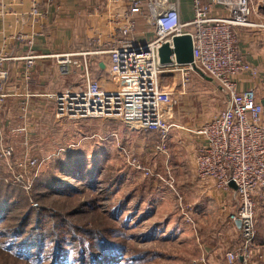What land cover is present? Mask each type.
<instances>
[{"label":"rangeland","instance_id":"1","mask_svg":"<svg viewBox=\"0 0 264 264\" xmlns=\"http://www.w3.org/2000/svg\"><path fill=\"white\" fill-rule=\"evenodd\" d=\"M159 81L174 94L168 109L178 131L198 129L227 104L218 84L196 72H190L183 83L169 74H162ZM55 130L50 128L40 141L19 140L17 133L6 145L2 129L0 176L9 173L13 189L3 193L18 203L9 205L0 198L5 200L3 212L13 209L0 219V223L7 222L0 229V241L5 242L0 244V264H48L46 258L52 257L55 243L48 237L55 231L69 245H64L62 264H76L83 252H99V240L108 256L114 251L118 254L116 264H264V189L258 188L245 204L235 193L205 192L192 172L189 177L183 171L174 175L169 156L175 151L168 152L166 145L165 153H157L156 144H150L152 134L120 121H71ZM7 149L10 155L4 157ZM141 168L155 177L143 175ZM61 185L66 187L54 193ZM68 187L74 191L68 193ZM30 206L44 207L43 215ZM243 208L248 233L242 223L238 226L232 221ZM18 217L21 225L30 218L27 229L20 237L12 231L5 234ZM37 219L42 241H35L32 234ZM62 228L83 239L65 235ZM116 246L121 249L115 250ZM19 251L26 253L25 262L14 256Z\"/></svg>","mask_w":264,"mask_h":264},{"label":"built area","instance_id":"2","mask_svg":"<svg viewBox=\"0 0 264 264\" xmlns=\"http://www.w3.org/2000/svg\"><path fill=\"white\" fill-rule=\"evenodd\" d=\"M108 1H123L126 7L125 23L98 52L106 57L113 88L104 90L97 81L89 79L80 90L56 94L55 118L75 122L89 119L120 121L131 129L155 134L158 137L156 152L165 153V139L174 127L168 109L174 94L172 90L162 88L160 77L162 74L177 75L183 83L196 67L218 84L228 100L223 109L192 131L196 138L195 177L210 180L217 191H232L245 204L258 188L264 189L263 106L253 88L238 89L241 75L256 78L258 70L241 57L235 33L237 27L256 26L249 20L256 11L254 0H191L193 15L186 22L180 19L181 0ZM139 20L153 34L147 42L135 44L129 37ZM184 35L192 40V65L177 64L173 55L171 63L160 65L158 49L165 43L171 47L174 37ZM77 56L66 54L56 58L61 76L82 68ZM3 61L4 57H1L0 104L9 92L12 95L18 93L4 89ZM27 64L30 66L32 61L29 59ZM21 145L26 143L21 142ZM9 152L7 149L3 156H9ZM141 170L143 175L155 177L150 170ZM169 180V187L173 189L171 176ZM175 195L178 196L176 192ZM246 213L243 208L240 219L233 217L232 221L242 223L248 233Z\"/></svg>","mask_w":264,"mask_h":264},{"label":"crops","instance_id":"3","mask_svg":"<svg viewBox=\"0 0 264 264\" xmlns=\"http://www.w3.org/2000/svg\"><path fill=\"white\" fill-rule=\"evenodd\" d=\"M262 1L254 0L253 8L257 12L249 16L250 22L256 26L237 27L235 33L241 57L258 70L256 78L241 75L238 89H254L263 106L264 121V27L257 26L264 25ZM125 13L123 1L0 0V58L4 57L1 70L6 74L4 89L21 94L12 95L9 92L0 104V124L6 145L14 134L20 133L19 140L40 141L50 128L55 127L57 131L64 124L71 123L55 118L56 94L66 90H80L89 79L97 81L104 90L113 88L105 64L106 57L98 52L123 26ZM179 14L183 22L192 18L191 0H181ZM143 24L139 20L136 29L130 34L129 38L135 44L147 42L153 34ZM66 54H77L76 60L82 68L74 69L68 76H61L56 58ZM29 59L32 61L30 66L27 64ZM161 86L166 89L168 85ZM149 134L154 138L151 146L158 144V137ZM195 139L188 130L171 128L165 144L168 152H176L169 156V161L170 157L173 159L169 166L174 175L183 171L188 177L190 172L195 177ZM200 185L210 194L216 191L210 180H201ZM221 193L226 196L234 194L232 191Z\"/></svg>","mask_w":264,"mask_h":264},{"label":"trees","instance_id":"4","mask_svg":"<svg viewBox=\"0 0 264 264\" xmlns=\"http://www.w3.org/2000/svg\"><path fill=\"white\" fill-rule=\"evenodd\" d=\"M80 181V180H79ZM11 183H12V180H11V177H10V175H9V173H3V174H1V176H0V189H4V190H2L1 192H0V198L3 196V198L4 199H6V200H8L7 201V203L9 204V205H12V204H14V206L18 203V200H13V199H10L8 196H5L4 195V193L3 192H5V191H9L10 190V186H9V184L11 185ZM1 186H7V187H9V188H6V187H1ZM12 186V185H11ZM63 187H66L65 185H61V186H58L56 189H54L53 190V192L54 193H57V192H59L60 190H63ZM68 189H70L69 191H67L68 193H71L72 191H74V189L72 188V187H68ZM13 190V189H12ZM12 190H10V192H8V193H11V191ZM25 194V193H24ZM26 195V194H25ZM39 196L41 195V194H38ZM0 202H2V203H0V219L2 218V216L4 215V213H8V211H12L13 209H6L4 212L2 211L3 210V207L4 206H2L3 205V203L5 202V200H2V201H0ZM30 209H37V208H33V206L31 207L30 206ZM37 210H39L38 212L40 213V215H43V212H44V210H45V208L44 207H40L39 209H37ZM2 211V212H1ZM38 214V213H37ZM73 216L75 215H77V214H74V212H73V214H72ZM14 215H12V217H13ZM26 216H28V214H26ZM25 216V217H26ZM28 219H26L25 220V224H23L22 223V225H21V223H19L20 222V220H18L19 219V217L16 219L17 221H16V223L13 225L14 227H6L5 228V234H7L9 231H12L13 233H14V235L15 236H18L19 235V237H20V233L22 232V231H24L25 229H27V224H29L28 223V221H30V218L29 217H27ZM3 219V218H2ZM9 220V219H8ZM15 220V219H14ZM2 221V220H1ZM37 221V227L36 228H34V230H33V232H32V234H34V236H33V238L34 239H36L35 241H42V240H40V231H41V228H40V226H41V221H39L38 219L36 220ZM35 221V222H36ZM60 221H61V219H60ZM63 221H66V219H64ZM40 222V223H39ZM27 223V224H26ZM64 223V222H63ZM1 225H0V229H2V228H4L5 226H7V222L5 221V222H1L0 223ZM62 224V223H61ZM40 225V226H39ZM63 225V224H62ZM61 225V226H62ZM30 227V226H29ZM68 228L69 229H71L72 227H71V225L70 224H68ZM63 229V228H62ZM61 229V231H64V233H65V235L67 234V235H70V236H72V235H74V236H76V233H74V232H69L67 229H63L62 230ZM30 233L31 232H28L27 233V236H26V238L27 237H30L29 235H30ZM45 232H43L42 234H44ZM83 234L84 235H88V234H91V233H88V232H84L83 231ZM52 235V236H51ZM76 237H80V238H82L83 239V237H81V236H76ZM72 239H74V238H72ZM102 239V238H101ZM48 240H50V242H54L55 241V243H54V245H52V247H53V253L51 254L50 253V255L52 256L51 258H46L47 260H49L47 263L48 264H62V261L65 259V253H66V247H69V245H65V240H62V237H60V236H58V232H53V233H50V235H49V237H48ZM79 240H81V239H79ZM77 241V240H76ZM100 243H103L101 240H99V241H97V244H98V246H100V248H99V252H97V253H86L85 254V252H83L82 254H79L78 255V257H76L77 259V261H76V264H116V261H118L119 260V258H118V254L114 251V253L113 254H111V255H107V253H106V250H105V248H103V250L101 249V245H99ZM0 244H5V242H2V241H0ZM66 247H65V246ZM43 246V244L40 246V247H42ZM102 246H105V247H108V248H110L109 246H107V245H102ZM6 247H7V245H6ZM6 247H5V249H6ZM65 247V248H64ZM118 246H116V247H114L115 248V250H120L121 248L120 247H118ZM23 248V246H21L20 247V249H22ZM39 248V247H38ZM7 249H9L8 247H7ZM23 249H25V250H28L27 248H23ZM10 250V249H9ZM112 252V251H111ZM30 253H32L33 254V252H30ZM14 254V253H13ZM84 254L86 255V258H84L85 256H84ZM82 255V256H81ZM14 256L16 257V258H19L21 261H23V260H25V259H27V258H25L26 257V253L25 252H23V251H19V253H16V254H14ZM106 256H108L107 258H106ZM114 256H115V259H113L114 258ZM23 262H25V261H23Z\"/></svg>","mask_w":264,"mask_h":264},{"label":"water","instance_id":"5","mask_svg":"<svg viewBox=\"0 0 264 264\" xmlns=\"http://www.w3.org/2000/svg\"><path fill=\"white\" fill-rule=\"evenodd\" d=\"M174 56L175 62L177 64L186 65L193 62L192 58V40L189 36H179L172 39L171 47L169 44L165 43L158 49V58L160 65H167L171 63V56ZM194 72H196L200 77L205 80L211 81L210 78L205 76L198 68L193 67ZM232 188H235L233 183H230ZM239 226V222H236Z\"/></svg>","mask_w":264,"mask_h":264}]
</instances>
